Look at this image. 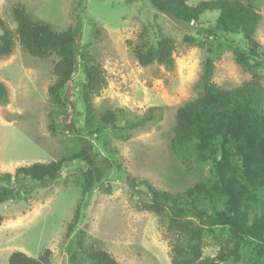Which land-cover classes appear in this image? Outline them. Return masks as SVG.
Here are the masks:
<instances>
[{"label": "rangeland", "instance_id": "1", "mask_svg": "<svg viewBox=\"0 0 264 264\" xmlns=\"http://www.w3.org/2000/svg\"><path fill=\"white\" fill-rule=\"evenodd\" d=\"M201 1L210 0L187 4ZM231 1L260 15L254 38L264 48V0ZM18 5L32 20L57 32L80 25L77 49L105 73L106 87L92 100L96 119L107 110L122 108L140 116L156 106L162 108L163 118L129 132L128 140L123 139L125 132L110 129L88 135L83 63L76 57L75 74L55 102L49 87L59 57L51 53L45 59L34 58L16 41L9 55L0 56V81L9 92L8 102L0 106V174L14 176L18 168L33 163L74 159L66 160L59 177L46 185L21 176L13 180L14 191L22 194L20 200L0 205V264L15 251L36 258L45 250L50 251V264H71L79 230L84 232L85 248L104 250L118 264H171L177 225L167 209L161 215L140 209L149 201L142 181L171 194L191 188L208 214L230 215L235 210L241 228H255L262 235L258 241L230 226L185 217L180 225L190 222L200 232L197 261L213 259L222 251L218 264H264V162L250 156L244 141L223 126L212 141V155L205 151V157L188 154L180 160L170 148L176 110L199 99L205 83L231 89L255 77L264 97V63L248 56L238 60L234 52H247L243 35L198 34L196 24L181 26L155 11L148 0H0V21L12 31V10ZM217 16L205 13L198 26L213 25ZM163 39L173 42L172 66L154 60L139 65L136 51L152 55ZM207 65L211 75L205 78ZM217 162L227 164L228 178H235L230 193L222 190L225 185H214ZM93 168L101 174L96 183ZM198 183L209 185L213 195L199 194Z\"/></svg>", "mask_w": 264, "mask_h": 264}, {"label": "trees", "instance_id": "2", "mask_svg": "<svg viewBox=\"0 0 264 264\" xmlns=\"http://www.w3.org/2000/svg\"><path fill=\"white\" fill-rule=\"evenodd\" d=\"M188 0H148L150 6L158 13L164 14L177 24L189 27L196 24L195 31L198 34H210L215 31L230 33L240 32L247 41V52L234 49L238 60L246 56L260 58L264 63V48L261 49L254 35L261 21L260 15L253 9L244 6L240 2L231 0L201 1L195 6H189ZM207 12H217L218 16L213 25L204 28L198 26L200 17ZM16 29L10 30L6 24L0 21V56L11 53L15 42L28 55L45 59L51 53L59 59L52 66L54 83L49 87V94L55 102L60 101L59 93L75 74L76 57L83 63L85 83L83 85L82 100L85 111V129L88 135L99 134L102 130L110 129L115 133L125 132L123 139L130 138L129 132L136 129H145L149 124H156L163 118L161 107H149L140 116H132L125 109L117 108L107 110L97 119L92 104L93 97L98 95L106 87L105 73L100 65L93 63L85 51L77 49V40L80 35V25L61 33L50 26L32 20L22 6H15L12 10ZM95 28L96 26L93 25ZM96 34L100 31L96 28ZM174 45L170 39H163L157 43L152 55L136 51V59L139 65L146 66L152 60L171 67L173 64ZM211 66H206L205 78L211 75ZM9 92L3 82L0 81V106L8 102ZM177 124L174 128V136L170 141L173 154L180 160L188 154H196L205 157L203 152L210 155L214 149L212 141L215 139L220 126L227 129L236 138L242 139L250 156L257 162H264V97L261 86L253 78L252 81L231 89L217 88L205 83L203 95L189 103H185L176 110ZM122 123V124H121ZM50 128L53 131L52 122ZM115 152V149H110ZM87 155V154H86ZM86 155V158H88ZM73 158V157H71ZM69 158V159H71ZM225 158V153H223ZM69 159L50 163H33L26 167H20L15 175L9 173L0 174V205L8 201H18L22 192L14 191L12 182L18 176L46 185L59 177L62 164ZM74 159V158H73ZM225 161V159H223ZM94 170V182L100 180V172ZM116 169L120 171L119 165ZM217 179L214 185L226 187V193H230L235 187L232 176L229 177L228 165L217 162L215 166ZM14 177V178H13ZM146 188L148 202H143L140 209L161 215L162 209L169 211L171 223L177 225L174 230L176 235L172 247L171 264H218L223 261L222 251L213 259L199 258L198 242L200 232L190 222H180L185 217H193L199 221H205L211 225L230 226L236 233L252 237L262 241V235L255 229H245L238 225V216L235 210L230 215L208 214L201 206L195 190L188 188L184 194H171L155 189L147 181H142ZM206 183H198L196 189L199 194L210 197L213 193ZM1 223V217H0ZM73 228H68L71 232ZM84 232L78 231L75 250L70 257L71 264H118L106 251L101 249H87L83 245ZM187 243V245H186ZM189 250V254H187ZM6 264H50V251L45 250L36 258L22 252H12Z\"/></svg>", "mask_w": 264, "mask_h": 264}]
</instances>
